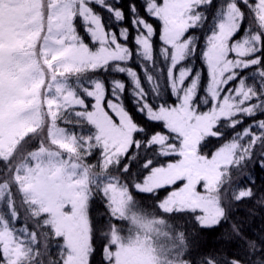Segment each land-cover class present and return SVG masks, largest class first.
Segmentation results:
<instances>
[{"label": "snow or ice", "instance_id": "6c2138e0", "mask_svg": "<svg viewBox=\"0 0 264 264\" xmlns=\"http://www.w3.org/2000/svg\"><path fill=\"white\" fill-rule=\"evenodd\" d=\"M264 0H0V264H264Z\"/></svg>", "mask_w": 264, "mask_h": 264}, {"label": "trees", "instance_id": "16d2710c", "mask_svg": "<svg viewBox=\"0 0 264 264\" xmlns=\"http://www.w3.org/2000/svg\"><path fill=\"white\" fill-rule=\"evenodd\" d=\"M258 176L264 179V173H258ZM257 189L256 197L236 204L233 207L231 218L227 223H223L215 232L204 234L203 239L208 248L219 246L218 238L222 233L230 229L232 222L239 223L244 233L248 236L258 235L260 230L264 229V206L257 202L261 195L259 179L257 180Z\"/></svg>", "mask_w": 264, "mask_h": 264}]
</instances>
